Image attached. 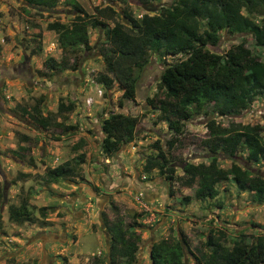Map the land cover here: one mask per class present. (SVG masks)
<instances>
[{"label": "rangeland", "instance_id": "374dc122", "mask_svg": "<svg viewBox=\"0 0 264 264\" xmlns=\"http://www.w3.org/2000/svg\"><path fill=\"white\" fill-rule=\"evenodd\" d=\"M54 1L52 8L43 10L28 6L25 0H0V264H110L106 248L117 236L118 226L124 228L129 223L139 237L132 264H151V244L169 233L186 242L187 248L182 245L184 264H197L195 257L209 250L204 244L209 231H223L228 246L239 233L247 240L264 235V199L255 200L230 180L214 184L212 198H200L195 183L185 185L176 178L168 179L156 168L144 170L143 166L146 156L158 153L155 141L176 176L182 174V162L208 164L209 154L202 140L210 118L222 126L230 121L257 124L264 136L263 98L253 99L247 108L227 117L209 110L206 114L189 113L179 121V132L174 133L157 120L158 110L146 99H157L160 72L182 54L148 53L144 66L134 71L133 100H123L119 107L122 91L117 83L104 89L94 80L104 69L101 47L114 45L105 38V28H88L90 48L71 53L69 49L62 51L56 33L46 28L52 21L70 28L79 14L73 10L74 1L87 15L93 13L95 5L111 6L117 15L105 20V27L121 24V38H134L140 30L122 17L123 8L138 19L143 13H159L161 6L173 0H145L154 12L137 0ZM219 35L217 44L210 47L213 51L223 53L241 42L264 62V48L255 46L249 34L220 31ZM46 57L56 61L76 58L78 67L49 71L42 65ZM95 85L101 88V96ZM87 97L92 99L88 105ZM59 102H71L73 109L55 114ZM32 105H37L42 115L54 114L61 126L51 123L44 129L38 127L22 113V109L31 111ZM109 112L137 115L139 122L133 139L106 155L100 149V125ZM172 138L173 147L167 149L166 141ZM79 153L83 162L75 175L56 183L43 181L46 167ZM231 162L264 171L263 160L246 162L242 151L232 157L220 154L216 159V165L224 169ZM18 173L29 176L23 179ZM102 192L108 196L91 197ZM138 193L147 209L135 200ZM21 198L27 201L30 219L15 223L8 219L7 207L18 204ZM116 264L123 262L119 259Z\"/></svg>", "mask_w": 264, "mask_h": 264}, {"label": "trees", "instance_id": "16d2710c", "mask_svg": "<svg viewBox=\"0 0 264 264\" xmlns=\"http://www.w3.org/2000/svg\"><path fill=\"white\" fill-rule=\"evenodd\" d=\"M124 1V0H123ZM139 4L153 11L145 0H137ZM28 6L50 9L54 0H25ZM73 10L79 14L74 16L70 28L59 21L46 24L48 30L56 33V42L62 51L75 49L86 51L88 28H105V38L113 41V46L100 49L104 66L103 71L96 73L94 80L104 89L117 83L121 89L118 106L123 100L132 101L135 90L134 71L141 69L146 63L148 53L155 55H178L182 57L173 63H166L156 83V100L149 98L147 104L158 110L157 120L163 121L174 133L179 132V121L187 114L203 113L208 110L220 117H227L248 107L249 103L262 97L264 100V62L252 55L243 43L239 42L223 53L213 51L219 40V32L228 35L249 34L254 45L264 48V0H173L167 6H161L159 13L151 15L143 13L138 19L132 18L127 10L122 9V17L131 26L140 30L134 38H121L122 26L106 28L105 20H112L117 12L109 5L93 6V13L87 15L74 1ZM24 7V6H23ZM117 26V27H116ZM40 47H38V50ZM33 53V52H32ZM42 65L49 71L76 69V58L69 61L61 57L56 61L46 57ZM71 102H59L55 114L71 111ZM22 113L38 127L44 129L55 122V115H42L37 105L31 111L22 109ZM139 122L137 115L109 112L102 119L100 130V149L106 155L115 152L120 145L130 142ZM71 126L65 127L70 128ZM206 137L202 145L209 154V163H181L182 174L174 175V167L168 165L160 146L155 155L144 159V170L156 168L165 173L168 179H178L185 185L195 183L196 193L200 198L214 196V184L219 181H232L240 190L248 191L255 200L264 199V171L253 169L235 162L227 168L216 165L221 154L232 157L237 152H245V161H264V136L261 126L257 124H241L230 121L227 126L208 119L205 123ZM22 139H26L24 135ZM175 139H167L166 147L171 149ZM83 162V154L79 153L53 166L46 167L42 179L46 183H56L66 176L75 175ZM20 178H27V173H18ZM41 213L42 208H40ZM7 217L15 223L30 219L27 201L21 198L18 204L7 207ZM117 225V224H116ZM118 234L109 242L107 257L110 264L117 260L123 264H132L139 239L133 224L117 228ZM1 232V226H0ZM170 234V233H169ZM151 244L149 257L151 264H184V239L169 235ZM225 233L219 229L209 231L204 244L208 251L200 252L195 257L197 264H264V235H256L247 240L239 233L226 245Z\"/></svg>", "mask_w": 264, "mask_h": 264}, {"label": "built area", "instance_id": "2783aa9c", "mask_svg": "<svg viewBox=\"0 0 264 264\" xmlns=\"http://www.w3.org/2000/svg\"><path fill=\"white\" fill-rule=\"evenodd\" d=\"M95 89H96V93L98 96H101L102 90L100 87H97V85H95ZM92 101L91 97H87L85 98V103L88 105L90 104V102ZM141 193H138L137 196H135V200L138 201V203L142 206L143 209H147V207L145 206V204L141 201Z\"/></svg>", "mask_w": 264, "mask_h": 264}, {"label": "crops", "instance_id": "0c3cea01", "mask_svg": "<svg viewBox=\"0 0 264 264\" xmlns=\"http://www.w3.org/2000/svg\"><path fill=\"white\" fill-rule=\"evenodd\" d=\"M104 196H108V193L106 192H102V193H92L91 194V197L94 198V197H97V198H100V197H104ZM107 249V248H106Z\"/></svg>", "mask_w": 264, "mask_h": 264}, {"label": "flooded vegetation", "instance_id": "af4514ba", "mask_svg": "<svg viewBox=\"0 0 264 264\" xmlns=\"http://www.w3.org/2000/svg\"><path fill=\"white\" fill-rule=\"evenodd\" d=\"M19 71H21V69L19 68ZM183 163V162H182ZM180 167H181V165H180ZM181 169V168H180Z\"/></svg>", "mask_w": 264, "mask_h": 264}]
</instances>
